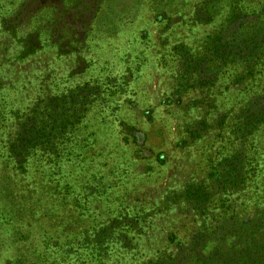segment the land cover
<instances>
[{
	"label": "rangeland",
	"instance_id": "374dc122",
	"mask_svg": "<svg viewBox=\"0 0 264 264\" xmlns=\"http://www.w3.org/2000/svg\"><path fill=\"white\" fill-rule=\"evenodd\" d=\"M0 264H264V0H0Z\"/></svg>",
	"mask_w": 264,
	"mask_h": 264
}]
</instances>
